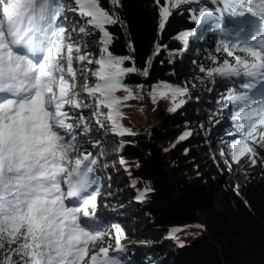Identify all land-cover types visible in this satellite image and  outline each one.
<instances>
[{
    "label": "snow or ice",
    "instance_id": "obj_1",
    "mask_svg": "<svg viewBox=\"0 0 264 264\" xmlns=\"http://www.w3.org/2000/svg\"><path fill=\"white\" fill-rule=\"evenodd\" d=\"M73 2L72 11L86 25L80 33L95 29L101 34V54L96 60L89 58L90 53L81 54V46L67 34L64 0H0V264H120L110 257L111 246L97 249L106 233L85 223L95 217L97 207L98 194L89 192L96 161L90 154L73 157L76 133L66 106L73 110L84 106L79 95L72 94L77 78L74 61L95 63L98 68L92 75L97 82L91 88L86 85L87 95L96 98L98 110L109 109L107 118L114 133L131 135L119 123L120 106L136 97L123 81L139 70L124 66L130 57L115 56L109 50L113 37L106 26L118 24L119 17L99 0ZM194 2L199 0H165L159 7L160 29L174 8ZM212 2L222 4V10L233 17L246 18L236 33H244L245 42L222 39L218 51L231 61L213 58L216 66L200 71L209 79L239 80L222 94L221 104L234 109L231 119L240 137L231 143L234 162L247 156L255 166V145L264 143V0ZM111 3L119 7L120 0ZM205 11L201 9V15ZM192 19L199 23V17ZM141 74L147 76V70ZM119 90L128 95L116 96ZM150 94L153 102L157 97L171 98L169 110L174 112L183 105L177 98L186 95L187 89L161 83ZM140 195L142 199L144 193ZM111 228L116 250L123 251L124 230L117 223Z\"/></svg>",
    "mask_w": 264,
    "mask_h": 264
},
{
    "label": "trees",
    "instance_id": "obj_2",
    "mask_svg": "<svg viewBox=\"0 0 264 264\" xmlns=\"http://www.w3.org/2000/svg\"><path fill=\"white\" fill-rule=\"evenodd\" d=\"M99 2L120 21L106 26L113 37L109 50L115 56L130 57L124 66L134 65L139 70L123 81L136 98L120 106L119 123L123 128L131 127L133 133L119 139L123 144L119 160L130 198L144 193V199L127 204L128 198H122L125 192L115 187L108 173L110 187L119 190L109 202L112 208L122 207L123 213L133 211L136 215L141 211L148 222L142 230L136 224L131 234L124 231L123 241L157 244L149 248L148 257L136 248L127 249V257L136 264H264V152L258 150L260 164L251 182L239 191L230 173L208 161L210 150L200 132L209 116L202 112L198 90L178 97L177 102L184 103L174 112L169 110L173 106L171 98L157 97L153 102L150 94L161 83L189 88L207 76L201 67L216 66L213 58L231 61L226 53L218 51L222 39L233 43L225 30L230 13L212 0L181 4L172 10L161 30L159 7L165 5V0H159V4L156 0H120L119 7L111 0ZM201 9H206L203 15ZM194 15L199 23L192 19ZM184 33L189 35L180 39ZM67 34L74 41L69 29ZM100 38L101 34L91 29L85 40L89 45L98 43L101 54ZM85 52L94 51L91 48ZM91 66L74 61L75 83L82 78L80 68ZM145 69L147 76L141 74ZM215 80L221 94L239 83L219 76ZM117 92L120 98L128 95L123 90ZM89 114L88 110L78 109L70 115L76 133L74 158L91 155L90 150L100 142L76 128L77 120ZM134 179L138 180L137 186ZM102 227L105 233L112 231L109 224ZM174 231L171 244L160 243Z\"/></svg>",
    "mask_w": 264,
    "mask_h": 264
},
{
    "label": "rangeland",
    "instance_id": "obj_3",
    "mask_svg": "<svg viewBox=\"0 0 264 264\" xmlns=\"http://www.w3.org/2000/svg\"><path fill=\"white\" fill-rule=\"evenodd\" d=\"M64 2L66 6H73V8L75 7L73 0H64ZM72 9L66 11L64 16L67 17V20H65L64 23L67 29H69L74 34V41L81 46V54L86 53L85 51L92 48L94 52L90 55L89 58L92 60H96L99 58L100 55L99 45L98 43H96L95 45H91V44L89 45L88 43H86L85 38L87 37L88 34L83 35L79 31L81 27H86L85 22L81 17H79L77 13L73 12ZM235 19L236 17L231 16V22L229 24H226V29L229 34H233V32H236L234 26V23L236 24V22H234ZM212 25L214 26L215 29L218 26L216 25V23ZM89 30L91 31V29ZM235 41L236 42L239 41L241 43L243 42L241 36H237V39ZM248 42H251L250 39L248 40ZM77 63L78 65H80L79 62ZM90 65L92 66L89 68L88 67L80 68V70H82L81 85H87L88 83L90 87H94L96 83L91 82L90 80L96 79V77L93 76L92 73L97 70L98 65H96L95 63ZM215 85H216L215 77L209 79L207 76H202L197 82H193V85L187 88V94L191 93L192 90L196 88L198 90L196 92V94L198 95L197 100L201 104V108H203L202 112L206 113V115L208 114L209 116L208 121L204 123L202 130L200 132V134H202L205 141H207L208 148L210 150L208 154L209 156L208 161H210L212 165H217L225 172L230 173L232 175L233 181L235 182L238 190L240 191L243 187L247 186L248 183L251 182V176L253 173H255V170H257L260 164V159L259 156L257 155L256 157L257 163L255 166H253L249 162V158L247 156L242 157L239 163H236L234 162L233 156L232 157L229 156L233 153L232 148H231L232 151L231 153H229V155L223 153L222 149H218V148L216 149L217 140L215 138L216 137L215 135H217L220 125H222L223 113L226 112L224 116L226 119L225 125L227 126V129H223L226 131L223 136L224 138L219 137L220 140L227 142L229 141L232 143L235 139H238L240 137L238 133H235V127H234L235 122L231 119V117H229V113L231 115V112L234 109L232 108L231 105H229L228 108H223V109L219 108V106H221L222 104H221V99H219L220 93L217 87H215ZM115 95L119 97L121 94L116 92ZM81 101L84 106L79 109L86 108V110H88L90 114L89 116L83 118L82 120L78 119L76 122L77 125L76 128L78 127L79 130H82L87 137L92 136L93 138H97V140L100 141L97 147L92 148L90 150L91 153L90 158L96 161L94 165H96L98 168L101 167L100 170H98V173L102 175L101 177H103L102 187L99 189V187L96 186V188L93 189V191H95L97 194L101 191L100 195L99 194L97 195V201H96L97 207L95 209L99 212L97 214L95 213V217L92 220H85V221H87L89 225H95L96 227L102 229L103 231H104V227L102 226L104 223L109 224L110 226L114 223H117L127 234L129 233L131 234L134 231L135 227L137 226L136 224L140 225V230H142L148 223L146 221L144 213H142L141 211L136 212L137 213L136 215L133 214V211H129L128 213H123L121 210L122 207L112 208V205H110L111 202H109V199L118 193L119 190L114 189L115 187L118 186L120 187L118 189H120L121 192H125L122 198L125 197L128 198L127 204L138 199L137 196H135L134 198H130L131 191L128 189L129 183L123 180L124 176H122L123 172L119 158L116 159L113 157L108 160L111 162L110 164H107L106 166L103 167L101 165L104 156L106 155L110 156L109 154L110 151H112L115 145L120 144L118 140L109 136L110 127H112L111 121L107 118L109 109L107 107L101 106L98 110L96 98L93 97L87 99H81ZM66 108L69 110L70 115H74L78 110V109L73 110L70 108V106H66ZM210 112H212V114ZM219 116L220 119L217 120L216 117ZM97 121H99V123ZM85 125L87 126L88 129L87 131H85ZM127 129L133 133V129L131 127L127 126ZM229 133H234V134L230 135ZM218 143H220V141H218ZM255 146L257 152L258 150L264 152V143L258 142ZM94 165H92L93 168ZM106 169H108V173H110L114 178L116 185L114 188H109L110 182L106 178L107 174L104 173ZM133 181H135V186L139 184L137 179H134ZM114 204L116 205V203ZM173 237H174L173 233L168 234L166 235L165 238L161 240L160 243L169 245L172 243ZM154 244H157V242L148 241V242L133 243L131 241H123L121 239V247L123 251H117L115 245V230L112 229V231L106 233V237L104 238V240L102 239V241L97 245V249L99 247L111 246L109 251L110 257L119 260L120 264H136L133 260L127 257L126 254L127 249L136 248L142 254L148 257L147 252L149 248H151V246H154ZM169 251L172 250L170 249Z\"/></svg>",
    "mask_w": 264,
    "mask_h": 264
},
{
    "label": "bare ground",
    "instance_id": "obj_4",
    "mask_svg": "<svg viewBox=\"0 0 264 264\" xmlns=\"http://www.w3.org/2000/svg\"><path fill=\"white\" fill-rule=\"evenodd\" d=\"M248 18H251L250 16L248 17ZM244 19H246V18H242V17H236V19L234 20V22H236V24L234 23V26H235V29H236V32H233V35L231 36V37H233V38H235V40L237 39V35H236V33L239 31V27L241 26V24H242V22L244 21ZM244 27H245V30L247 31V29H248V26L247 25H244ZM240 36L242 37V41L243 42H245L244 41V39H243V37H244V33H241L240 34ZM248 42V41H247ZM259 87H261L260 85H258V89H259ZM219 108L220 109H223L221 106H219ZM211 114H212V112H210ZM226 113V112H225ZM225 113H223V119H222V125H220V127H219V131H218V133H217V135H215L216 137V140H217V146H216V149L218 148V149H224V153H226L227 155H229V153H231V147H228L229 146V143L228 142H226V141H223V140H220V138L219 137H223L224 136V134H225V131L226 130H223V129H227V126L225 125V122H226V119H225ZM231 114H232V112H231ZM229 117H231V115H230V113H229ZM217 118V120H219L220 119V116L219 117H216ZM258 138L259 137H257V140H258ZM218 141H220V143H218ZM259 141V140H258ZM222 142V143H221ZM224 143V144H223ZM258 143V142H257ZM230 157H232L233 155L231 154V155H229ZM90 189H92V188H90ZM89 189V192H91V190ZM85 223L86 224H88V222L87 221H85Z\"/></svg>",
    "mask_w": 264,
    "mask_h": 264
}]
</instances>
